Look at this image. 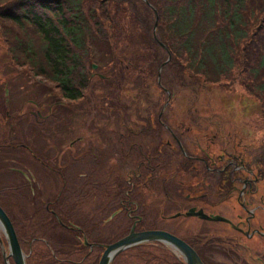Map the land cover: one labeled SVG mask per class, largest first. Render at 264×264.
I'll use <instances>...</instances> for the list:
<instances>
[{"label": "rangeland", "instance_id": "1", "mask_svg": "<svg viewBox=\"0 0 264 264\" xmlns=\"http://www.w3.org/2000/svg\"><path fill=\"white\" fill-rule=\"evenodd\" d=\"M153 9L157 12L154 6ZM119 40V47L123 48V51L117 49L118 55L123 52L127 54L136 52L144 59L143 51L147 50L144 43L127 42L126 39L120 38ZM100 45L101 48L90 49L89 53H93L94 57L85 60L90 82L84 90V95L76 100H68L62 97L54 81L32 73L27 65L15 62L0 31V204L11 217L24 252L25 262L50 264L53 251L60 255L67 253L66 255L74 258L80 255L77 250L73 251L71 247L63 246L73 243L76 237L58 225L54 216L44 206L45 198L49 199V194L60 189L62 185L60 175L56 171L55 173L48 171L39 163L41 160L38 161L32 155L36 152L37 156L44 158L42 153L58 154L76 135H81V139L72 145L80 148L89 144L95 145L96 155L89 153L87 161L91 164L89 158L97 160L103 158L100 160L101 166L108 176L106 179L105 175L100 176L101 178L97 180L80 176L77 179H68L70 186L85 183L87 193L90 195L81 197L84 201L92 202L95 199L94 194L98 193L95 204L107 201L108 210L119 205L114 185L119 182L125 184L124 180L129 173L140 171L141 179L137 180L135 175L132 176L135 185L131 188L132 199L138 203L136 212L143 216L139 223L140 227L164 225L192 243L201 253V218L188 215L162 220L161 214L167 216L176 212L179 203L186 196L188 199L182 202L184 209L192 204L201 206V203L206 202L204 206L209 212H212L211 208L215 206L214 211L225 214L233 213L240 204L235 194L228 196L226 189L216 186V182L219 183L216 171L204 170L199 173L198 168L190 160L187 163L183 159L184 155L181 154L179 146L165 128L160 127V124L154 128L146 127L147 112L151 111L152 115L156 116V110L168 111L169 113L162 116L164 118L170 116L169 123L174 125L175 133L184 142L188 151L198 153L201 151L199 148L204 146L207 148L208 143L214 141L212 146L219 153L224 152L223 147L227 150L237 145L235 150L230 149L236 153L243 148L247 158L254 159L251 166L253 172L264 180V100L261 96L259 98L251 93L248 85L244 84V79L240 82L241 77L232 76L226 80L222 77L218 79L213 76L204 77L201 72L195 71V68L189 65L190 70L187 69V63L185 68H182L174 61L163 66L165 77L160 86L155 67L146 69L138 67L147 64L141 60L134 64L137 67L126 71L111 57L108 47ZM179 59L183 61L179 63L185 62L182 57ZM92 63H96V66L90 67ZM165 87L171 89L172 95L168 96ZM28 97L38 102L22 101ZM37 107L43 113V117L44 113L50 112L60 119L55 120L51 117L44 123H37L32 118H26L23 112L16 113ZM199 113L201 117L198 116ZM137 114L146 117L139 123ZM152 115L150 118L153 120ZM54 128L59 131H54ZM88 128L92 130L88 131ZM55 133L60 135L62 146L60 149L56 148L60 141L51 137ZM16 137H22L18 141L32 145L33 149L28 151L25 148L11 146L9 141ZM211 137L215 140H211ZM168 139L170 144H166ZM225 143L227 144L224 145ZM156 147L161 150L157 156L161 162L151 169V166L144 162H147L146 155L156 153ZM70 150L71 148L67 146L64 153H69ZM255 159L259 164H255ZM97 165L96 161L92 164L93 171ZM14 167L19 169L22 167L26 173L28 171L29 180L13 169ZM88 168V165L81 164L76 171H86ZM67 173H73L72 166L67 168ZM148 173L152 176H147ZM144 181L146 185L143 184ZM256 189L257 192L247 197L249 206L259 203L260 197L264 201V181L260 180ZM103 190L104 192H101ZM201 191L204 195L202 201ZM50 206L58 209L54 203ZM90 207L91 205L89 209ZM258 211L262 212L261 209ZM117 213L113 215L110 210L108 229L103 231L99 229L110 241L124 234L131 221L126 216L124 208ZM79 214L80 211L77 210V215ZM97 217L98 215H95L93 220ZM205 222L213 225L212 227L225 228L222 221ZM219 237L227 238L226 235ZM0 240V264H5L2 250L8 254L9 247L1 226ZM144 259L138 255V251L130 249L118 254L110 264H141ZM6 260L8 264H15L11 255ZM96 262L97 257L93 255L87 264Z\"/></svg>", "mask_w": 264, "mask_h": 264}, {"label": "trees", "instance_id": "2", "mask_svg": "<svg viewBox=\"0 0 264 264\" xmlns=\"http://www.w3.org/2000/svg\"><path fill=\"white\" fill-rule=\"evenodd\" d=\"M0 31L15 62L54 81L68 100L84 95L85 60L100 44L126 71L143 60L138 67L157 73L164 62L163 82L164 65L187 63L204 77H241L264 100V0H0ZM119 38L144 43V59L118 55Z\"/></svg>", "mask_w": 264, "mask_h": 264}, {"label": "flooded vegetation", "instance_id": "3", "mask_svg": "<svg viewBox=\"0 0 264 264\" xmlns=\"http://www.w3.org/2000/svg\"><path fill=\"white\" fill-rule=\"evenodd\" d=\"M167 91L168 96L172 95L171 90L167 89ZM78 98L80 97L72 100H76ZM24 100H31L33 102L37 101L36 99L31 97L23 99L22 101ZM21 112L26 114V118H32L33 121L37 123H44L51 117L55 120L60 119L59 116L50 112L44 113L45 117H43V113L38 107L35 109H30L28 111H18L16 113L20 114ZM164 113L169 112L161 109L159 111H156V116L152 115L151 111L147 112V119L145 120L147 123L145 122V126H152L154 128L155 126L160 124V127L165 128L179 146L181 154L184 155L183 159L187 161V163L190 160L191 163L198 168L199 173H201L202 171L204 172V170L216 171L219 176V183L216 182V186L226 189L228 191V196H233L235 194L240 204L236 211L234 210L233 213L225 214L214 211L213 209L215 208V206L211 208L212 212H209V210L204 206L206 202H204V204L201 203V206L198 205L200 207H198L196 204H192L188 208L192 206H194L196 209L201 208V253L192 243H189L188 240H184L187 241L197 251L201 259V264H264V201L262 200V197H260L259 203L249 206L247 199L248 196H252L255 192H257V183L260 180L264 181L263 178L261 177V179L260 176L258 174H255L253 172V169L251 168L252 163H254V159H248L242 149H239L237 153L230 151V149L235 150L238 147L237 145L236 147H230V149L227 150L223 147L224 152H217L215 147L212 146V144L215 143V139L212 137L211 140H213L214 142L208 143L207 148L205 146H200L201 148H199L198 146V148L201 149V151L198 153L188 151L186 149V146L184 145V142L179 139V136L175 133V129L173 127L174 125L172 123H169L170 116H166V118H164L162 116ZM170 113L172 114V112ZM151 115L154 116L153 120L150 118ZM146 116H138L137 114V122H142L141 120ZM198 116L201 117V114L199 113ZM91 130L92 128H88V131ZM185 130H187V128ZM19 133L22 136V133ZM57 134L58 133H55V137L53 136V139H59L60 135ZM19 139H22V137H16L15 139L12 138V140L9 141L10 145L18 148H25L28 150L33 149V146L27 144L26 142L25 144L20 143V141H18ZM79 139H81V135H76L69 140V145H67L71 148L69 153H64L67 146L62 152H59L58 154L57 152L54 153V155H46L43 153L44 158H40L39 156H37L36 152L32 153V155L36 159L41 160V162L39 163L46 167L48 171L52 173H55L56 171V173L60 175L62 185L60 183V189L48 195L49 199L45 198V208L51 212L58 225L65 228L67 231L71 232L73 236L76 237V240L70 245H61L71 247V250H77L80 253L78 257L74 258L73 256L69 257L68 255H66L67 253L62 255L55 254V252L52 250V264H66L67 262H70L72 264H87L89 260H92L93 255L97 257L96 264H98V259L104 249V244L114 241L106 239L102 234V231L104 229H108L110 210L114 215L118 214V210L124 208L126 211V216L131 219L129 227L127 228L128 230L119 237L127 234L130 231L132 225H134V230L153 228L165 229L172 232L164 225H148L150 227H140L139 223L142 220L143 216L136 212L138 203L134 199H132L131 196L133 192L131 188L135 185L132 176L135 175L137 180L141 179L140 171L139 173H137V171H134V173H129V175L127 174L128 176L124 180L125 184L119 182L114 185V188L112 187L118 197L119 205L114 206L108 210L107 201H104L100 204H95V199L98 193L94 194L95 199L92 202L84 201L81 197L90 195L87 193L85 183L82 182L81 185L70 186L68 184V179H77L80 176L81 178H86L89 180H92L94 178L97 180L104 175L105 179L108 176L105 174L104 168H102L101 166L100 160H102L103 158L99 160L93 157L89 158V160H91V164L87 161V156L89 153L91 155H96L94 154L95 145H85L84 148L74 147L72 145ZM207 142H209V140ZM166 144H170V139L167 140ZM226 144L227 143H225L224 145ZM56 148H62L61 142L59 146H56ZM76 149H78V151H76ZM98 149L101 150L100 148ZM155 150L156 153L154 155H146L147 162H144L146 165H150L151 169L153 166L161 162L157 157L158 152L161 150L158 147H156ZM141 153L142 150L140 148V154ZM55 160H58V162H55ZM255 160V164H259L258 160ZM60 161L66 162L62 163ZM95 161L98 163V165L93 171L92 164ZM81 164H86L89 166V168L86 171H76L78 166ZM70 166L73 167V173H67V168ZM13 169L20 172L24 177H26L27 180H29V176L26 172L23 171L22 167L21 169L14 167ZM150 172L152 173V170ZM147 176L150 177L152 176V174L148 173ZM150 180H152V178ZM143 184H145V181L143 182ZM101 192H104V190ZM203 197L204 195L201 191V201L203 200ZM187 199L188 196L183 198L179 203V209L174 212L178 213L177 216H188L185 215V211L188 208H182V202ZM51 203L56 204L59 210L51 207ZM90 205L91 207L89 209ZM260 209L262 210V212L258 211ZM77 210L80 211L79 215H77ZM6 213L11 220L8 212ZM205 214H207L208 216L212 214H220L228 218L229 220L226 221L222 219H212L206 217ZM95 215H98V217L93 220ZM161 215L162 217L160 219L162 220L177 217L173 216V213L167 216H165L164 214ZM206 220L222 221L223 223H225V228L212 227L213 225H208L205 222ZM99 229H101L102 231L100 232ZM16 235L18 241L20 242L17 232ZM176 235L179 236L178 234ZM220 235H226L227 238H221L219 237ZM31 245L32 244L30 243V250L32 249ZM81 246L85 247V249ZM130 249H132L133 251H140L144 254L145 259L143 262H141V264H186L185 259L183 258L181 253H179L173 246L156 239L140 241L122 249L113 257L109 264L113 262L114 258L118 254H121V252Z\"/></svg>", "mask_w": 264, "mask_h": 264}, {"label": "water", "instance_id": "4", "mask_svg": "<svg viewBox=\"0 0 264 264\" xmlns=\"http://www.w3.org/2000/svg\"><path fill=\"white\" fill-rule=\"evenodd\" d=\"M158 14L155 11V19L153 23V35H155V28L157 24ZM163 44V42L160 41ZM164 63V62H163ZM162 63V64H163ZM95 65V64H94ZM160 68L158 67V77L160 76ZM187 215H198L201 216V208L195 209L194 206L190 207L186 213ZM206 217L212 219H222L228 221L229 219L220 215V214H212L208 216L205 214ZM0 226L5 233V237L9 247V253L5 254V250H2L3 259L5 260V264H8L7 257L11 255L15 264H26L25 257L23 254V250L21 245L18 241L14 226L12 221L10 220L9 216L7 215L6 211L0 205ZM134 225H132L130 231L109 243L104 244V249L99 257L98 264H109V262L113 259V257L122 249L138 243L144 240H161L171 246H173L185 259L186 264H201V259L197 253V251L184 239L177 236L176 234L165 230V229H142V230H134ZM1 245V240H0Z\"/></svg>", "mask_w": 264, "mask_h": 264}, {"label": "bare ground", "instance_id": "5", "mask_svg": "<svg viewBox=\"0 0 264 264\" xmlns=\"http://www.w3.org/2000/svg\"><path fill=\"white\" fill-rule=\"evenodd\" d=\"M152 35H153V34H152ZM153 38H154V37H153ZM155 40H156V39H155ZM155 108H156V107H155ZM156 111H157V110H156ZM61 125H62V124H61ZM58 126H59V125H58ZM54 129H55V128H54ZM54 131H59V130H56V129H55ZM60 133H63V134H64L65 132H60ZM57 135H58V134H57ZM53 136H54V135H53ZM53 136H51V137H53ZM63 136H64V135H63ZM54 137H55V136H54ZM59 138H60V137H59ZM46 140H47V139H46ZM58 140H59V139H58ZM56 141H57V140H56ZM59 141L61 142V140H59ZM59 141H58V142H59ZM38 142H40V141L38 140ZM43 142H44V141H43ZM52 142H53V141H52ZM54 142H55V141H54ZM47 143H48V142H47ZM55 144H56V143H55ZM45 146H46V145H45ZM242 147H244V146H242ZM245 148H246V147H245ZM247 148H248V147H247ZM242 149H243V148H242ZM10 150H11V149H10ZM45 150H46V149H45ZM12 151H13V150H12ZM28 151H29V150H28ZM243 151H244V150H243ZM247 151H248V150H247ZM42 154H43V153H42ZM251 155H253V153H252ZM5 156H6V155H5ZM8 156H9V155H8ZM7 158H10V157H7ZM11 158H12V157H11ZM40 158H41V157H40ZM14 159H15V158H14ZM29 160H30V159H29ZM38 161H39V160H38ZM38 161H37V162H38ZM28 163H29V162H28ZM32 163H34V162L32 161ZM35 164H37V163L35 162ZM20 166H21V165H20ZM23 166H24V165H23ZM24 169H25V168H24ZM25 170H26V169H25ZM27 173H28V171H27ZM35 177H36V176H35ZM30 178H31V177H30ZM32 178H33V177H32ZM22 186H23V185H22ZM24 186H25V185H24ZM24 191H25V190H24ZM26 193H27V192H26ZM45 204H46V203H45ZM44 206H45V205H44ZM42 207H43V206H42ZM35 210H36V209H35ZM31 212H32V211H31ZM31 212H30V213H31ZM34 212H35V211H34ZM37 215H38V214H37ZM115 216H116V215H115ZM112 217H113V216H112Z\"/></svg>", "mask_w": 264, "mask_h": 264}]
</instances>
